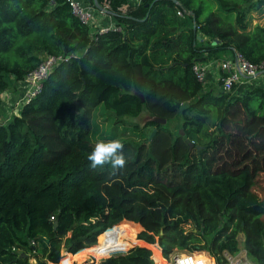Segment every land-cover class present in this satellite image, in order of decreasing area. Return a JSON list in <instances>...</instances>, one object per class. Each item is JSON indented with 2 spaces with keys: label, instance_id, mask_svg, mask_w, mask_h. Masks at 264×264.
Masks as SVG:
<instances>
[{
  "label": "trees",
  "instance_id": "1",
  "mask_svg": "<svg viewBox=\"0 0 264 264\" xmlns=\"http://www.w3.org/2000/svg\"><path fill=\"white\" fill-rule=\"evenodd\" d=\"M97 2L121 31L99 35L66 0H0V264H71L95 250L117 252L99 264H168L175 251L216 264L244 251L264 264V86L238 96L220 81L216 94L193 71L235 54L262 63L264 24L253 19L264 0ZM48 56L68 60L9 112L4 96L17 103ZM99 107L136 133L156 130L123 143V169L90 166ZM144 113L180 116L184 136L126 122ZM126 232L148 247L124 253Z\"/></svg>",
  "mask_w": 264,
  "mask_h": 264
},
{
  "label": "built area",
  "instance_id": "2",
  "mask_svg": "<svg viewBox=\"0 0 264 264\" xmlns=\"http://www.w3.org/2000/svg\"><path fill=\"white\" fill-rule=\"evenodd\" d=\"M53 2V0H47ZM145 0H138L137 7L142 5ZM72 13L80 21L88 25L97 31L99 35L106 34L110 31H121V28L117 26L116 21L113 23L110 20L107 21L108 15L106 9H98L95 5L83 2L82 0H66ZM182 16V13H178ZM107 16V17H106ZM112 17V16H111ZM102 18H106L104 22L101 21ZM113 18V17H112ZM109 19V18H108ZM67 58L62 56H48L40 64V66L31 74H29L26 79L21 83L19 89L21 90L20 99L17 101V105L28 104L32 101L42 90L44 82L48 79L50 74L54 69L62 62L67 61ZM211 68H215L216 75L219 73L226 74L227 77L222 78L220 76L219 82H223L222 90L224 93L233 94L235 86L242 82H254L258 78L264 75V61L261 64L254 65L247 60H245L241 55L235 54L231 59H227L223 62L212 63L210 65L197 64L194 66V73L199 82L203 83L205 86L208 79V74ZM218 78V77H217ZM216 78V79H217ZM215 79V81H216ZM259 85V84H258ZM117 227L108 230L106 233L113 232ZM105 233V234H106ZM117 253V252H116ZM113 253L108 255L111 257L116 255ZM225 258L228 264H252L248 261L239 259V256H231L225 254ZM169 264H216V262L208 257L199 256L196 254H185L175 251L170 255L169 259H165Z\"/></svg>",
  "mask_w": 264,
  "mask_h": 264
},
{
  "label": "rangeland",
  "instance_id": "3",
  "mask_svg": "<svg viewBox=\"0 0 264 264\" xmlns=\"http://www.w3.org/2000/svg\"><path fill=\"white\" fill-rule=\"evenodd\" d=\"M224 59H227V57H225ZM224 59H223V61H224ZM219 79H220V73H219L218 78L216 79V82L214 84H210V82H209L210 80L207 82V84L205 85V89H207V90L211 89L214 91V93L217 94L221 88L219 86ZM4 97L7 100L6 101V103H7L6 109L9 112H11L12 110H13V112H15L16 111L15 107L17 106V103L13 102L11 100L12 94L8 95V96L5 95ZM2 111L5 112L1 108L0 114L2 113ZM154 118H155V116H152L149 113H144L143 115H141L138 118H134V119L127 118L126 122H128L129 124L138 125L140 128H143L144 126L147 125L148 121L153 120ZM158 118H160V117H158ZM182 122H183V120L179 116L173 122L168 123V121H167V124L163 127L169 129V131L172 132V134L177 136L178 133L181 132ZM150 132H151V129H146V127H145L144 129H142V131H140V133H136L133 131V129L131 127L123 126V124H117L116 119L113 116L112 112L107 111L104 107H99L97 109V111L94 113L93 131L90 135V141L94 144H97L98 142H101V141L107 142L109 140L119 139L122 144L127 143V142L143 143V142L147 141L148 139L151 140L150 138H151L154 130H153L151 135H149ZM213 132H214V129H211L210 133H213ZM260 185H261L260 187H264V179ZM262 194L264 195V192H262ZM182 227L186 233L191 232V231L196 232V230L194 229V226L190 222L184 223L182 225ZM142 231H143V229H142ZM142 231H140V232H142ZM140 232L135 237H134L132 232H126L125 233V238L123 239V242H122V247H124L126 249L124 253L128 252L133 247L132 246V247L128 248V245H127L128 242L131 243L132 245H135V247L136 246H148L145 243L138 240V235L140 234ZM239 240L241 242V247H242V242H243V236L242 235H240ZM151 251L153 253V250H151ZM178 252L185 253V254H193V253H189V252H185V251L184 252L178 251ZM66 256L67 255H65V258H66ZM153 256H154V253H153ZM199 256H201V255H199ZM238 256H239V259H242L244 261H248L250 263V261L247 259L244 251H242ZM108 258H110V257H108V256L99 257L97 255V250H95V251H90L88 253H84L81 260H74L71 264H89V263H93V262H95L96 264H99L101 261L108 259ZM153 261H154V264H156L154 259H153ZM157 264H160V263L158 262Z\"/></svg>",
  "mask_w": 264,
  "mask_h": 264
},
{
  "label": "clouds",
  "instance_id": "4",
  "mask_svg": "<svg viewBox=\"0 0 264 264\" xmlns=\"http://www.w3.org/2000/svg\"><path fill=\"white\" fill-rule=\"evenodd\" d=\"M123 147L119 139L98 142L88 156L90 166L97 168L109 164L113 169H123L126 166Z\"/></svg>",
  "mask_w": 264,
  "mask_h": 264
},
{
  "label": "crops",
  "instance_id": "5",
  "mask_svg": "<svg viewBox=\"0 0 264 264\" xmlns=\"http://www.w3.org/2000/svg\"><path fill=\"white\" fill-rule=\"evenodd\" d=\"M83 2L89 4L90 3V0H82ZM122 1H126V4L127 6L131 7V8H134L136 9L137 8V3H138V0H122ZM98 2L97 0H95L94 2V5L98 8ZM107 6L105 7H102L100 6L102 9H106L108 10L109 7H108V4H106ZM126 8V6L124 7ZM109 15V14H108ZM107 17V16H106ZM109 18V19H108ZM107 18V21H111V22H115V19H113L111 16H108ZM106 20V18H102L101 21L104 22ZM256 24H264V14L263 15H260V14H256L254 16V19H253V25H256ZM227 59H231L232 56H229L227 55L226 56ZM212 69V68H211ZM218 76L216 75V70H210L209 74H208V79L210 80V84H214L216 81L215 79L217 78ZM259 84V85H258ZM256 86H264V75L261 76L260 78H258L256 81H254L253 83L252 82H242V83H238L236 84L235 86V90L233 92V94L235 95H238V96H243L245 95L248 91L252 90L253 88H255ZM11 95V94H10ZM20 99V98H19ZM143 242V241H142ZM158 246V245H157ZM140 247H148V246H140ZM160 252H161V255H162V250L161 248L158 246ZM87 250V249H85ZM85 253H88V251H84ZM65 256V255H64ZM163 256V255H162ZM65 258V257H64Z\"/></svg>",
  "mask_w": 264,
  "mask_h": 264
},
{
  "label": "water",
  "instance_id": "6",
  "mask_svg": "<svg viewBox=\"0 0 264 264\" xmlns=\"http://www.w3.org/2000/svg\"><path fill=\"white\" fill-rule=\"evenodd\" d=\"M161 1H169V2H173L174 4H178V0H156V2H161ZM98 9H102V8L98 5ZM175 107L176 108H180L181 111H184L185 109H187L189 107V103H185L184 105H181L180 103H176ZM153 122H155V123H157L159 125H162V126H165L167 124V120L161 119V118H158V117H155L153 119ZM180 133H181L182 136H184V132L182 130H181ZM155 134H156V130H154V132H153V134H152L150 139H152L155 136ZM198 149H201V147H198ZM55 227H57V225Z\"/></svg>",
  "mask_w": 264,
  "mask_h": 264
},
{
  "label": "bare ground",
  "instance_id": "7",
  "mask_svg": "<svg viewBox=\"0 0 264 264\" xmlns=\"http://www.w3.org/2000/svg\"><path fill=\"white\" fill-rule=\"evenodd\" d=\"M63 260H64V264H69V263L67 262L66 258H64ZM158 262L161 264V262H160L159 260L156 261V264H157Z\"/></svg>",
  "mask_w": 264,
  "mask_h": 264
}]
</instances>
